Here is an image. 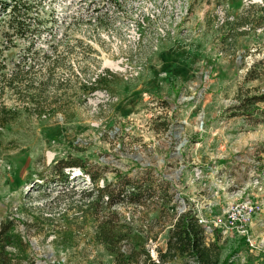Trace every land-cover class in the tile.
<instances>
[{"label": "rangeland", "instance_id": "rangeland-1", "mask_svg": "<svg viewBox=\"0 0 264 264\" xmlns=\"http://www.w3.org/2000/svg\"><path fill=\"white\" fill-rule=\"evenodd\" d=\"M262 6L264 0H46L57 18L58 56L45 40L38 44L47 56L26 52L17 39L5 74L16 62L26 72L0 99L19 111L0 134V220L15 218L30 245L17 252V264H115L92 242L89 224L70 245L55 242L60 223L69 224L59 212L71 193L53 200L59 187L40 178L68 155L111 181L115 170L134 177L152 167L175 185L171 213L192 207L207 219L205 242L219 241L220 259L264 264V117L256 123L234 108L237 94L264 93ZM243 15L252 25L262 17V27L237 35L225 20ZM104 69L114 74L106 73L115 81L111 92L85 97L80 85ZM256 106L264 109V101ZM66 172L78 189L91 187L80 169ZM246 202L260 209L249 215L245 233L235 225L225 229L228 209ZM117 210L136 229L134 243L157 234L145 243L156 258L155 247L164 249L168 237L164 219L152 221L157 211L145 207ZM167 264L186 263L179 257Z\"/></svg>", "mask_w": 264, "mask_h": 264}, {"label": "trees", "instance_id": "trees-1", "mask_svg": "<svg viewBox=\"0 0 264 264\" xmlns=\"http://www.w3.org/2000/svg\"><path fill=\"white\" fill-rule=\"evenodd\" d=\"M45 6L46 0H0V99L6 90H14L21 85L26 72L21 63L16 62L9 75L5 74L12 56L8 51L15 46L17 39L25 41V50L33 51L31 54L43 52V47L38 43L45 40L50 44L54 58L58 56L54 41H58L60 37L53 35L52 31L57 18ZM260 11L264 12V6L260 7ZM261 18L254 20L253 25L248 15L240 16L235 21H228L226 18L225 22L232 25V28L236 27L237 35H243L247 30L262 27L259 23ZM240 27L245 29H239ZM48 36L49 39H46ZM42 54L48 55L45 52ZM104 71L105 74H96L90 81L80 85L79 89L85 97L96 90L111 92L115 81L109 79L106 73L112 76L114 74L108 69ZM263 101L264 93L249 95L245 91L244 94H237L234 108L238 110V115L258 123V116L264 117V109L256 104ZM42 116L43 113L38 115L39 118ZM63 116L67 117L69 113L63 112ZM18 117V110L6 108L0 103V134L3 128ZM89 166L81 158L68 155L46 166L48 174L40 178L45 179V183L53 181L59 187L53 200H58L65 192L71 193V197L63 201L64 209L59 212L60 218L69 224L60 223L54 235L61 233V240L56 238L55 242L62 241L70 245L75 239V232L83 229L86 223L92 230V242L110 253L115 264H167L179 257L184 258L186 264L190 261L193 264H236L231 259L232 255L220 259V248L216 241L205 242V229L198 222L197 213L192 207H187L182 212H170L168 205L174 200L175 185L157 171H153L152 167L136 171L134 177H129L128 171L115 170L114 180L111 181L102 173H92ZM72 168H78L87 174L91 187L78 189L74 186L71 182L74 176L70 178L66 172ZM138 173L141 175L138 176ZM100 180L101 184L98 183ZM75 193L78 194L76 199L72 198ZM118 206L145 207L147 211H157V216L152 221L164 219L160 228L162 231L169 226L168 237L164 249L155 247L156 258L150 255L145 243L148 240L156 241L157 234L146 237L145 243H134L132 233L136 229L117 210ZM51 218V212L45 215L46 220L50 221ZM15 222V218L9 217L0 220V264H17V252L24 253L30 247L29 241L15 229Z\"/></svg>", "mask_w": 264, "mask_h": 264}, {"label": "built area", "instance_id": "built-area-1", "mask_svg": "<svg viewBox=\"0 0 264 264\" xmlns=\"http://www.w3.org/2000/svg\"><path fill=\"white\" fill-rule=\"evenodd\" d=\"M259 207H256L255 205H252L248 202L241 203V204H235L231 206L228 209V224L225 225L226 227H233L234 225L239 229L243 234L245 233V229L243 228L244 225H247L249 221V215L259 211ZM198 222L204 226H207V219L197 214ZM217 226H219V222L216 223Z\"/></svg>", "mask_w": 264, "mask_h": 264}, {"label": "water", "instance_id": "water-1", "mask_svg": "<svg viewBox=\"0 0 264 264\" xmlns=\"http://www.w3.org/2000/svg\"><path fill=\"white\" fill-rule=\"evenodd\" d=\"M175 138L178 139V136H175ZM184 143H185V142L182 141V142H180V143L177 144V146H176V148H175V152H174V154L177 155V157L179 156V149H180V147H181ZM174 154H172V155H174ZM177 199H182V198H180L179 195H177ZM182 200H183V199H182ZM182 211H183V210H181V211H179V212H182Z\"/></svg>", "mask_w": 264, "mask_h": 264}, {"label": "crops", "instance_id": "crops-1", "mask_svg": "<svg viewBox=\"0 0 264 264\" xmlns=\"http://www.w3.org/2000/svg\"><path fill=\"white\" fill-rule=\"evenodd\" d=\"M213 241H216V239L214 237H212L211 239H209L208 240V243L213 242ZM216 242H217V244H219V241H216Z\"/></svg>", "mask_w": 264, "mask_h": 264}, {"label": "bare ground", "instance_id": "bare-ground-1", "mask_svg": "<svg viewBox=\"0 0 264 264\" xmlns=\"http://www.w3.org/2000/svg\"><path fill=\"white\" fill-rule=\"evenodd\" d=\"M202 125V123L200 122V120H199V122H198V126L200 127Z\"/></svg>", "mask_w": 264, "mask_h": 264}]
</instances>
